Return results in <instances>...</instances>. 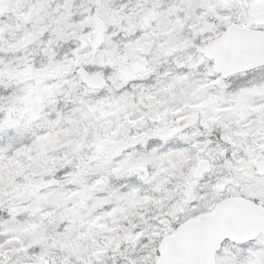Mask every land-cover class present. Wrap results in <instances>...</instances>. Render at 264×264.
Masks as SVG:
<instances>
[{
	"label": "snow or ice",
	"instance_id": "1",
	"mask_svg": "<svg viewBox=\"0 0 264 264\" xmlns=\"http://www.w3.org/2000/svg\"><path fill=\"white\" fill-rule=\"evenodd\" d=\"M0 264H264V0H0Z\"/></svg>",
	"mask_w": 264,
	"mask_h": 264
}]
</instances>
